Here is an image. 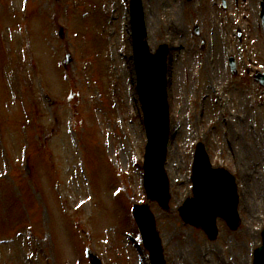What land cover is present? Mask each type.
Returning <instances> with one entry per match:
<instances>
[{"label":"rangeland","instance_id":"obj_1","mask_svg":"<svg viewBox=\"0 0 264 264\" xmlns=\"http://www.w3.org/2000/svg\"><path fill=\"white\" fill-rule=\"evenodd\" d=\"M215 1L143 0L149 47H171V198L168 211L148 203L166 264H252L264 227L259 0H226L224 11ZM128 5L0 0V264H88L87 246L103 264H149L130 214L145 202L146 135L122 59ZM197 142L239 188V230L218 220L213 241L178 214Z\"/></svg>","mask_w":264,"mask_h":264},{"label":"water","instance_id":"obj_2","mask_svg":"<svg viewBox=\"0 0 264 264\" xmlns=\"http://www.w3.org/2000/svg\"><path fill=\"white\" fill-rule=\"evenodd\" d=\"M134 59L137 70V88L144 113L147 145L144 155V186L149 201L168 211L169 183L164 164L170 133L169 112L166 94V59L169 49L161 46L151 54L145 42V24L141 0H131ZM264 28V11L262 13ZM231 64V63H230ZM233 66V65H232ZM260 83L264 77L258 75ZM192 167L193 197L185 200L179 214L183 222L202 229L207 237L215 240L217 217L226 221L230 230L239 225L237 213V187L234 178L223 169H213L202 144L196 147ZM149 206L134 205L133 215L138 225L143 246L149 252L151 264H164L165 259L155 226V218ZM90 264H101L100 259L87 250ZM253 264H264V230L262 245L253 253Z\"/></svg>","mask_w":264,"mask_h":264},{"label":"bare ground","instance_id":"obj_3","mask_svg":"<svg viewBox=\"0 0 264 264\" xmlns=\"http://www.w3.org/2000/svg\"><path fill=\"white\" fill-rule=\"evenodd\" d=\"M128 33H129V35H128V37H126L127 39H128V41L130 40V30H129V28H128ZM130 57V55L129 54H127V55H124V57L122 58L123 59V61H126V63H127V67H128V69H129V75H130V80H131V82L132 83H134L135 82V72H134V66H133V64L131 63V65H130V62H129V58ZM126 66H122V69H123V71L125 72V75H124V79L126 80V78H127V76H126V69L125 68H127ZM130 97H132V100H136L137 99V94L136 93H131V96ZM250 152V156H252L253 155V152L250 150L249 151ZM246 155H247V153H246ZM248 156V155H247ZM173 181H176V180H173Z\"/></svg>","mask_w":264,"mask_h":264},{"label":"flooded vegetation","instance_id":"obj_4","mask_svg":"<svg viewBox=\"0 0 264 264\" xmlns=\"http://www.w3.org/2000/svg\"><path fill=\"white\" fill-rule=\"evenodd\" d=\"M204 43H205V42L202 43V47H204V45H205Z\"/></svg>","mask_w":264,"mask_h":264}]
</instances>
